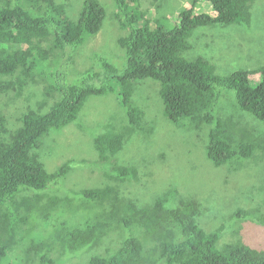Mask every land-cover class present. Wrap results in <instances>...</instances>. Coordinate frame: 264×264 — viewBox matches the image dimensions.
<instances>
[{
    "label": "trees",
    "instance_id": "obj_1",
    "mask_svg": "<svg viewBox=\"0 0 264 264\" xmlns=\"http://www.w3.org/2000/svg\"><path fill=\"white\" fill-rule=\"evenodd\" d=\"M72 1L0 0V102L6 100L0 110V264H264V247L241 238L247 230L258 237L264 227L260 204L231 211L232 219L254 217L260 227L242 226L233 243L218 248L222 229L200 226L199 199L172 189L146 201L144 193L109 183L69 192L60 183L76 160L50 174L37 155L47 133L74 122L89 97L117 92L127 124L105 127L94 147L99 162L111 166L109 180L135 177L117 157L142 130L145 112L131 100L137 83L151 79L160 86L165 117L205 141L214 167L264 158V66L224 77L207 58L185 56L199 30L250 28L256 0H188L175 24L143 9V0H81L79 11ZM203 4L209 10L197 12ZM107 23L120 31L124 68L98 57L102 73L89 68L79 83L60 81L57 66L73 64L86 37L97 36ZM225 90L235 93L232 106H224ZM7 102L25 106H16L21 113L11 119L3 110ZM227 206L233 209L232 202Z\"/></svg>",
    "mask_w": 264,
    "mask_h": 264
},
{
    "label": "rangeland",
    "instance_id": "obj_2",
    "mask_svg": "<svg viewBox=\"0 0 264 264\" xmlns=\"http://www.w3.org/2000/svg\"><path fill=\"white\" fill-rule=\"evenodd\" d=\"M100 1L103 4L105 2ZM80 2L81 0H73V9L78 6L79 11L82 5ZM143 2V9L147 7L154 12V16L162 14L170 23L175 24L179 13L188 7L190 1ZM207 10L209 8L203 4L196 11L204 13ZM249 11V23H252L250 28L246 25H232L199 30L191 35L192 50L185 56L189 59L199 55L207 58L215 65L216 73L224 77L240 69L250 70L264 66V0H256L250 4ZM103 27L97 36L86 37L85 43L74 54L73 64L62 62L57 66L56 73L60 81L79 83L86 74L85 70L89 68L102 73L98 57L102 60L106 58L120 70L124 68L125 52L116 41L120 31L110 28L109 23ZM88 43L95 47L89 48ZM66 71H69L66 77H62L61 74ZM93 83L100 84L98 81ZM137 84L131 101L135 105L140 102L145 112L142 130L124 143L117 157L119 166L136 171L135 177L133 175L124 183L109 180L105 173L111 166L99 162L100 157L94 147L95 138L103 133L105 127L127 124L128 116L119 105L117 92L89 97L74 122L47 133L37 150L46 171L52 174L69 159L76 160L73 170L60 183L69 192L74 188L91 189L109 183L119 186L124 192H131L132 195L135 191L144 193L146 201L150 199L151 193L165 194L172 189L181 197H195L202 204V213L198 219L200 226L209 232L222 229L218 248L233 243L232 234H236L242 226L260 227L254 223V217H250L245 223L232 219L231 211L235 212L242 207L254 208L257 204L264 210L263 155L262 158L256 155L250 159L233 160L228 165L214 167L207 158L205 141L197 138L185 126L172 123L165 117L158 82L146 79ZM224 95L228 97L224 106H232L235 93L225 90ZM3 102L6 100L0 102V110ZM7 103L9 105L3 109L4 112H8L10 117L17 115V103ZM60 194L63 193L58 191V195ZM228 202H232L233 209L227 206ZM257 232L258 237H253L256 231L247 230L241 238L245 243L249 242L251 246L260 249L264 247V227H260ZM78 262L79 259H76V264ZM64 264L70 262L66 261Z\"/></svg>",
    "mask_w": 264,
    "mask_h": 264
},
{
    "label": "clouds",
    "instance_id": "obj_3",
    "mask_svg": "<svg viewBox=\"0 0 264 264\" xmlns=\"http://www.w3.org/2000/svg\"><path fill=\"white\" fill-rule=\"evenodd\" d=\"M40 90H42V87L40 88ZM33 91H36V90L33 89ZM16 106H18V107H20V108H24L25 104H24V102H23L22 106H20V105L17 103ZM20 113H21V112L19 111L18 115H19ZM18 115H16V117H17ZM13 118H14V115H13V117H11V119H13Z\"/></svg>",
    "mask_w": 264,
    "mask_h": 264
}]
</instances>
